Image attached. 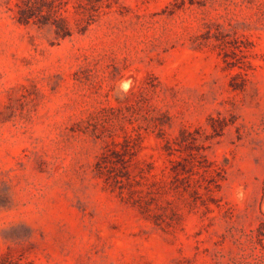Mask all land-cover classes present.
<instances>
[{
  "label": "rangeland",
  "instance_id": "374dc122",
  "mask_svg": "<svg viewBox=\"0 0 264 264\" xmlns=\"http://www.w3.org/2000/svg\"><path fill=\"white\" fill-rule=\"evenodd\" d=\"M15 3L0 0V264H264V0H97L90 21L69 0L65 38L18 24ZM103 126L142 136L129 170L151 163L160 191L96 173ZM182 129L226 172L197 198L163 151Z\"/></svg>",
  "mask_w": 264,
  "mask_h": 264
},
{
  "label": "trees",
  "instance_id": "16d2710c",
  "mask_svg": "<svg viewBox=\"0 0 264 264\" xmlns=\"http://www.w3.org/2000/svg\"><path fill=\"white\" fill-rule=\"evenodd\" d=\"M69 0H16V22L20 25L41 24L54 26L56 33L62 37L71 35L66 18L62 16L60 9ZM76 13H81L82 20H93L98 11L97 0H73ZM89 23V22H87ZM162 126V124H160ZM105 132H99L98 137L105 140L104 151L95 163L96 173L105 176L118 185L120 190L127 189L131 193L160 191L163 188V180L155 174H151L152 164L145 161H137V174L132 175L129 168L136 153L141 147L140 134L124 132L121 142L115 141L114 127L102 128ZM99 130V129H98ZM162 137V136H158ZM163 151L170 158L169 175L179 181L183 191L195 198L200 197V190L205 193L212 192L220 187V182L225 180V169L214 162H208L205 156L193 153V145L197 138L187 129H182L178 136L171 140H164ZM179 159H172L176 155ZM185 156H182V154ZM149 186L145 183L150 180ZM180 186L174 185V189ZM153 199V198H151Z\"/></svg>",
  "mask_w": 264,
  "mask_h": 264
}]
</instances>
